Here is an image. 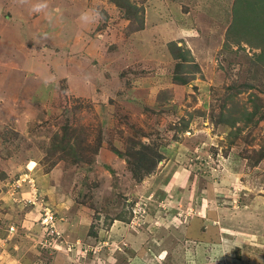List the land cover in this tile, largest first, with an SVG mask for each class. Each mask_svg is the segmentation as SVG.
<instances>
[{"label": "rangeland", "instance_id": "374dc122", "mask_svg": "<svg viewBox=\"0 0 264 264\" xmlns=\"http://www.w3.org/2000/svg\"><path fill=\"white\" fill-rule=\"evenodd\" d=\"M3 1L0 264H264V72L226 41L234 0Z\"/></svg>", "mask_w": 264, "mask_h": 264}, {"label": "trees", "instance_id": "16d2710c", "mask_svg": "<svg viewBox=\"0 0 264 264\" xmlns=\"http://www.w3.org/2000/svg\"><path fill=\"white\" fill-rule=\"evenodd\" d=\"M112 1L118 8L125 11L127 16L130 15L131 18L139 19V15L137 14L139 9L131 4L129 0ZM231 13L232 21L226 34L227 43L231 42L239 45L241 41H244L252 48L260 49V52L255 55V60L251 64L257 68L258 72H264V0H234ZM142 26L143 20H141ZM168 47L172 56L177 61L174 68V81L180 85L187 84L191 76L182 74L184 73V62L187 59L186 53L180 47H177L175 43L171 42ZM192 70H195L194 72L198 71L197 65H192L190 72ZM251 87L252 85L250 84H243L236 85L235 89L239 92L244 88ZM256 113L255 110L251 114H247L245 123L252 122ZM262 236H264V221Z\"/></svg>", "mask_w": 264, "mask_h": 264}, {"label": "built area", "instance_id": "2783aa9c", "mask_svg": "<svg viewBox=\"0 0 264 264\" xmlns=\"http://www.w3.org/2000/svg\"><path fill=\"white\" fill-rule=\"evenodd\" d=\"M24 181H26V179H24ZM30 199H32V197ZM30 199H28V200H30ZM44 210H46V209H44ZM55 220L56 219L50 210L44 211V218H43L42 225L48 227L47 229H50L51 234L54 233L55 235H58V233L54 229Z\"/></svg>", "mask_w": 264, "mask_h": 264}, {"label": "crops", "instance_id": "0c3cea01", "mask_svg": "<svg viewBox=\"0 0 264 264\" xmlns=\"http://www.w3.org/2000/svg\"><path fill=\"white\" fill-rule=\"evenodd\" d=\"M11 1V2H10ZM9 2L10 3H12V0H4L3 1V3H2V6H4V7H6L8 4H9ZM2 18L3 17H10L9 19H11L12 20V18H11V16L8 14V13H2V16H1ZM5 20V19H4ZM13 22V21H12ZM264 221V220H263ZM262 229H263V227H262ZM226 236V235H225ZM262 238H264V236H262ZM217 244H220V243H217Z\"/></svg>", "mask_w": 264, "mask_h": 264}]
</instances>
